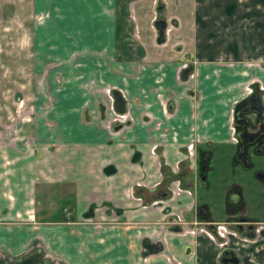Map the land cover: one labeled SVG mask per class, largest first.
<instances>
[{
    "label": "crops",
    "instance_id": "crops-1",
    "mask_svg": "<svg viewBox=\"0 0 264 264\" xmlns=\"http://www.w3.org/2000/svg\"><path fill=\"white\" fill-rule=\"evenodd\" d=\"M157 6L0 0V262L222 264L230 249L235 264H264V154L253 151L262 135L248 145L244 167L234 162L240 125L233 121L232 133L230 124L235 109L234 120L247 117L249 131L257 129L240 109L251 93L244 85L255 80L264 90V0ZM160 15L173 26L158 44ZM47 61L58 64L63 88L52 73V109L13 140V70ZM180 62L192 64V77L176 78ZM129 63L137 65L131 72ZM75 68L122 81L134 121L116 136L82 121L91 100L74 94ZM209 224L233 233L221 246Z\"/></svg>",
    "mask_w": 264,
    "mask_h": 264
},
{
    "label": "rangeland",
    "instance_id": "rangeland-1",
    "mask_svg": "<svg viewBox=\"0 0 264 264\" xmlns=\"http://www.w3.org/2000/svg\"><path fill=\"white\" fill-rule=\"evenodd\" d=\"M155 2L157 3V5H161V9H162L163 4L165 3V0H155ZM154 13L157 14L158 12H154ZM161 17L162 16L160 15V18ZM163 20L165 21V29L163 31L164 39L162 42H159V43L156 41L158 44L164 43V40L168 36V30L173 26V23L170 17L165 18ZM77 56L78 55L70 54V59H73ZM26 57L30 58V55L26 54ZM64 63L65 62L63 61L62 64ZM42 66L43 67L41 69L32 70V71L31 69H24L23 71L13 70L14 73H13L12 89H10L11 86L8 87V89L10 90L9 93L13 94V101L10 104L13 110L12 118H11L12 120H9L10 123H12L11 129H10L11 133L9 135H12L13 140H16L17 134L20 132V130H22L23 126L34 125L36 120L42 119L43 117H45L46 113L49 110H51L53 107L54 98L52 97V90L50 88L49 77L51 76L52 73H55V72L57 73L58 69L56 67L58 66V64H55L52 61H49V62L47 61ZM135 66L137 65L133 63H129L130 72L133 70V68H135ZM180 68H181V65H178L176 67L175 76L178 79H180L179 74H178ZM72 71H73L72 74H74L75 76L74 79H76V83H77L76 85L78 86V90H77L78 93L75 91V88H73L74 94H77V96H85L87 98H90L91 100V101H85L82 103L83 110L82 112H80V117L83 119L82 121L87 120L88 122L90 121V118L91 119L93 118L94 120L93 122H95L97 126H100L104 130L105 134L110 137L116 136L119 133L120 128H124L128 126V124L125 123V120H128L129 124L134 121V119H132L133 117L130 112V109H131L130 103H128L129 101L125 100V99H128L127 98L128 95L124 92V90H122L118 86V84L122 81H117V82L115 81L116 83L111 80L103 81L102 76L97 75L96 73L91 74L92 73L91 70L87 71L84 69L75 68ZM120 71L121 70L118 71L114 69L113 72L118 73ZM21 72L30 73L31 75H33V78H30L31 76L27 77L26 75H21ZM97 72H100V71H97ZM110 72H112V70H110ZM55 82L56 84L60 85V88H63V86H61L63 83V80H62L60 72L57 73V76L55 77ZM252 85H255V88H253ZM112 89H118L120 94H122L123 99L125 98L124 99V104H125L124 112L122 114L115 113L113 102H112V97L110 95V90ZM243 90L247 94H249L250 92L254 90H257L259 92L261 102L263 105V100H262L263 95L262 94H264V90L261 89V86L257 81L254 80L253 82L246 84V86L244 85ZM4 93H8V91H5ZM39 98L42 100L39 102V105H38V103H36V99H39ZM92 107H95L94 109H96V113H94L93 115H90L88 112H89V109ZM234 110L235 109L232 110V118L230 119V124L233 127L232 133H234L235 131L234 129L236 128L234 127V124H233L234 117H235ZM141 113H142L141 117L147 121L150 117V114L145 111H141ZM246 119L248 120L247 117ZM235 137L233 136L234 141H236ZM28 140L32 141L31 137ZM155 202H158V201H155ZM182 231H186V230H182ZM200 231L205 232V229H201ZM222 240L223 239H219L220 243H218L221 246L227 242V240H225L224 241L225 243H224L222 242ZM41 252H42L41 250L36 251V253L38 254H42ZM0 264H8V263L5 261H2L0 262Z\"/></svg>",
    "mask_w": 264,
    "mask_h": 264
},
{
    "label": "water",
    "instance_id": "water-1",
    "mask_svg": "<svg viewBox=\"0 0 264 264\" xmlns=\"http://www.w3.org/2000/svg\"><path fill=\"white\" fill-rule=\"evenodd\" d=\"M156 10H161V5L156 7ZM154 28L156 30V41L162 42L164 39L163 31L165 27V21L162 18H157L154 23ZM191 69L190 66L183 68L180 72V76L182 79L185 78L186 73ZM112 98H113V107L114 110L118 113H121L124 108V101L121 97V94L118 90H111ZM243 114H253L255 120L257 122V129L255 131H249L250 122L245 117H238L234 120L235 124L240 125V131L237 134L238 137V150L234 156V162H240L242 166L247 167L249 163L247 161V148L250 143L254 141L257 137L262 135V143L259 148L255 149V153H263L264 154V107L261 102V98L259 92L257 90L252 91L246 98V106L241 109ZM209 229H212L213 226L211 224L208 225ZM248 237H252V233L248 235ZM228 255V256H226ZM236 258L233 256L231 252H224L223 256L220 258V262L222 264H235Z\"/></svg>",
    "mask_w": 264,
    "mask_h": 264
},
{
    "label": "built area",
    "instance_id": "built-area-1",
    "mask_svg": "<svg viewBox=\"0 0 264 264\" xmlns=\"http://www.w3.org/2000/svg\"><path fill=\"white\" fill-rule=\"evenodd\" d=\"M179 65H181V68L179 69V71L182 69V68H184L185 67V63L184 62H182V63H180ZM193 75H192V72H190V73H188V75L186 76V78H190V77H192ZM249 91V90H248ZM115 113H117V114H119L118 112H115ZM232 130H233V127H232ZM194 143H193V141H191V142H189L187 145H186V147H185V150H186V155H187V157L188 158H191V160L193 161V159H194ZM193 167H194V165L193 164H191ZM195 168V167H194ZM176 183H177V181H176ZM153 204H155L156 202L154 201V202H152ZM212 226H213V231H211V234H212V236L214 237V236H217V238H219V239H223L222 240V242H224L225 240H226V238H227V236H228V234L229 235H231L233 232H231L230 230H227L224 226H222L221 224H212ZM186 230V229H185ZM199 230H201V229H199ZM186 231H189V230H186ZM221 242V243H222ZM225 243V242H224ZM175 263H177L176 261H175Z\"/></svg>",
    "mask_w": 264,
    "mask_h": 264
},
{
    "label": "flooded vegetation",
    "instance_id": "flooded-vegetation-1",
    "mask_svg": "<svg viewBox=\"0 0 264 264\" xmlns=\"http://www.w3.org/2000/svg\"><path fill=\"white\" fill-rule=\"evenodd\" d=\"M164 29H165V27H164ZM180 63H182V62H180ZM180 63H179V64H180ZM184 63H185V67H184V68H186V67H188V66L191 67V69L186 73V76H187L188 73L192 72L191 70H192L193 68H192V64H191V63H188V62H184ZM182 69H183V68H182ZM182 69H181V70H182ZM181 70H180L179 73H178V74H179V78H180V72H181ZM186 76H185L184 80L187 79ZM181 79H182V78H181ZM190 91H191V89H190ZM110 95H111V97H112L111 90H110ZM195 96H196V95H195ZM123 101H124V100H123ZM112 102H113V98H112ZM124 105H125V104H124ZM240 110H241V109H240ZM240 110H239V114L241 113ZM115 112H116V111H115ZM123 112H124V108H123V111H122L121 113H119V114H122ZM125 123L127 124V123H128V120H125ZM114 127H115V126H114ZM256 139H257V138H256ZM256 139H254V141H256ZM254 141H253V142H254ZM253 142L250 143V144H253ZM259 146H260V145H259ZM259 146H258V147H259ZM258 147H257V148H258ZM257 148H254L253 151H255V149H257ZM249 151H250V150L247 149V160H248V153H249ZM248 163H249V165H250V162H249V161H248ZM252 235H253V234H252ZM224 252H231V253H232L233 251L230 250V249H227V250L224 251ZM232 254H233V253H232ZM222 255H223V254H222Z\"/></svg>",
    "mask_w": 264,
    "mask_h": 264
}]
</instances>
